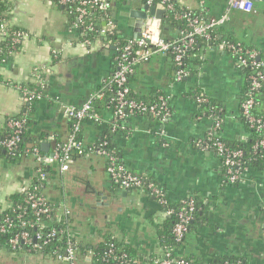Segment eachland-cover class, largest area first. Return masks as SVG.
<instances>
[{"label": "crops", "instance_id": "1", "mask_svg": "<svg viewBox=\"0 0 264 264\" xmlns=\"http://www.w3.org/2000/svg\"><path fill=\"white\" fill-rule=\"evenodd\" d=\"M180 6L197 8L196 0H176ZM252 10H231L222 34L252 45L264 59V0H249ZM6 20L28 35L0 65V134L11 116L26 115V136L49 145L63 140L69 131L65 107L80 106L104 84L114 71L115 45L102 37L85 44L74 19L56 0H5ZM228 0H205L207 17L218 16ZM144 0H113L111 15L118 32L131 34L129 9H139ZM164 37L178 34L167 29ZM114 47V48H113ZM193 59L194 74L173 80L172 63L165 53H155L146 62L134 64L130 88L136 98L153 102L165 96L171 106L166 121L153 117L126 118L115 130L109 126L112 113L101 107L99 124L85 122L81 139L89 148L110 132L120 161L133 173L154 179L167 198L177 202L195 197L198 217L193 220L183 245L177 249L200 264L233 258L244 264H264V171L248 169L240 183H230L219 157L205 147L213 121L198 116V89L222 106L223 136L246 138L239 122L247 78L230 52L218 45L198 44ZM39 73L44 96L33 104L25 101L14 84H34ZM109 130V131H108ZM31 156L7 159L0 156V208L6 197L30 185L35 173ZM58 216L67 215L68 228L78 249L76 264H96L95 249L110 235L135 251L134 264H151L162 256L158 232L168 214L152 195L137 188L113 183L106 172V159L94 152L73 157L68 171L58 170L44 189ZM68 213L65 214L64 211ZM0 264H61L47 254H26L0 247Z\"/></svg>", "mask_w": 264, "mask_h": 264}, {"label": "built area", "instance_id": "2", "mask_svg": "<svg viewBox=\"0 0 264 264\" xmlns=\"http://www.w3.org/2000/svg\"><path fill=\"white\" fill-rule=\"evenodd\" d=\"M173 1L174 0H144V4L148 6L155 5L157 8H162L165 11H174ZM197 1L199 7H205V0ZM58 3L63 6L68 5L74 11V26L78 29L82 42L85 44L90 43L91 40L88 36H92L94 33L98 34L97 36L103 37L105 35H112L118 31L115 19L111 15V0H58ZM235 9L250 12L252 10V4L249 0H228L227 7L223 13L206 19L194 15L192 10L188 8H185L180 13L175 12V18L182 19L186 23V29L179 31L173 41L166 40L162 35L161 20L154 16H148L142 23L139 37L126 38L122 43H115L114 71L111 77L105 82L106 86L110 87L114 85L116 88L115 96L111 99L113 102L112 118L110 122L111 127L117 129L123 119L128 115H134L136 113L146 114L160 121L169 119L171 112L164 97L159 96L154 103H145L129 98L131 90L128 86V76L133 72V65L137 62L148 61L155 53H166L171 50L173 63L176 67H181L186 52L193 48L197 38L208 41L211 38V31L222 26L227 21L229 12ZM94 12L99 13L98 20L101 22L100 25H96L92 20ZM26 37H28V35L22 29L11 27L7 21L0 22V39L1 41H7L9 44L7 55L18 48ZM218 47L230 52L236 60L238 67L243 68L249 66L254 69V73L249 77V93L241 103V109L251 127H254L256 130L264 129V124L261 119L255 118L250 113V109L253 105L252 92L264 86L263 63L258 60L257 51L245 49L241 43L230 40L220 41ZM134 48H137V50ZM5 59L6 57L0 60V65L4 63ZM186 75L187 72L185 70L177 69L175 80L180 81L182 78L186 77ZM34 84L38 85L40 89L29 88L18 84H14L12 87L19 92L20 96L25 101L31 103L42 99L44 96V82L39 73L35 74ZM102 97L103 92L97 90L87 97L80 106L64 108V114L68 120L72 121V129L62 141L53 144L51 152L42 155L38 146L31 144L23 150V154L35 158L37 162L44 165L54 164L57 166L58 171L63 173L69 170L73 155L82 156L88 152H94L106 159V172L113 183L125 189L137 188L147 191V193L155 197L161 205L165 206L167 204L166 199L163 197L159 186L147 179V177L131 172L119 161L115 152L108 149L107 141H102L99 144L87 148L83 144L82 139H77L76 133L81 129L79 124L80 120L92 119L95 122L101 121V116L94 110L93 99H102ZM206 101L207 97L203 94H199L197 103L200 105ZM24 124L25 119L7 120L6 128L10 130V133L0 137V150H5L11 155L15 153L20 142ZM219 127L220 121H213L211 129L207 133L206 141L207 143L208 141H212L216 153L222 156L221 161L224 166L226 179L230 183H234L240 179L239 167L241 165L240 159L242 152L239 150H230L225 147L217 137L213 136V131L219 129ZM205 147H208V144L205 143ZM254 149H264V132L262 137L256 141ZM35 171L37 172V179L39 181L46 179L45 172L41 165L37 167ZM27 187L20 191H26ZM24 201L32 211L34 220L26 221L24 219L25 209H19L18 211L13 209L12 212L15 213L14 216L5 214L0 217V234L7 233V231L15 225L14 222L16 221L20 230L10 237L8 240L9 245L15 248L19 244H24L32 246L35 249H41L42 245L37 242L43 239L41 230L44 224L41 217H49L53 209L43 194H36L33 191L27 192ZM182 202L185 204L186 209L176 213L177 221L172 229L173 236L177 241L181 240L187 232L195 210L192 198ZM9 207L8 205L7 208ZM64 213L67 214L68 211L65 210ZM165 213L170 215L174 213V211L167 208ZM30 227L37 228V231L34 234H30ZM55 235V230H51L46 234V238L50 239ZM32 239L35 241L34 244L31 242ZM46 241L47 240L43 241V243H46ZM74 247V242L68 238L66 240V248L62 253H57L55 259L61 262V264H76L77 256ZM107 255L112 257L114 264H130L124 254L114 256L112 246H110ZM154 264L190 263L185 259L172 258L169 252H165L162 257L154 260Z\"/></svg>", "mask_w": 264, "mask_h": 264}, {"label": "trees", "instance_id": "3", "mask_svg": "<svg viewBox=\"0 0 264 264\" xmlns=\"http://www.w3.org/2000/svg\"><path fill=\"white\" fill-rule=\"evenodd\" d=\"M56 1L58 2V0H56ZM111 1L113 3V0H111ZM117 1H119V0H116V2ZM0 3H1L0 22L7 21L6 16H5V12H6L5 0H0ZM196 3H197V8L192 9V12L194 13V15L201 17L203 19L208 18L206 6L204 8L199 7L197 0H196ZM173 5H174V11L166 10L163 14L161 21H160L161 32L164 35H166L167 29H170V28H175L178 30V32L186 29V23L184 22V20L177 19L174 16L175 12L180 13L185 8L180 6L176 0L173 1ZM65 7H66V10H68L70 12V14L72 15V18L74 19L75 18L74 11L68 5ZM98 18H99V13L94 12L92 20L96 25L101 24V22L98 20ZM222 29H223V25L212 30L211 31V38L208 41L204 40V39L197 38L196 43L193 46V48L189 49L186 52V55L183 59V65L181 67H176V65L173 63V55H172L171 50H169L168 52L165 53L168 60L172 63V68H173V72H174L173 80H175V73H176L177 69H183L187 72V75L184 78H188L191 74L195 73L194 66L197 62L194 61L193 54H194V51H195L198 44H200V45H202V44L218 45V43L222 40H230L233 42H239V41H236L235 39H233L231 36H224L222 34ZM97 35L98 34L94 33V35H92L93 37L91 35H89V36L87 35V36L91 40L90 42H92V41L96 40L97 38L101 37V36H97ZM176 36H174L172 38H167L165 36V38H166V40L173 41ZM131 37H132L131 34H125L124 32L122 33V32L117 31L112 35H105L102 38H103V40L110 41L113 44H115V43L119 44V43H122L126 38H131ZM239 43H241V42H239ZM8 45L9 44L7 43V41H1V39H0V60L4 59L6 57L7 52H8ZM241 45L245 49H253V50L257 51L256 48L252 45H248V44H244V43H241ZM134 49L137 50V48H134ZM257 53H258V51H257ZM258 57H259V61L263 63L262 71L264 72V59H262L259 54H258ZM242 69H243V71L246 75V78H247V88H246L244 97L242 99V102H243L245 100V98L248 96L249 83H250L249 77L254 73V69L249 67V66L243 67ZM133 71H134V67H133ZM132 74H133V72L128 76L129 88H130V77L132 76ZM184 78H182L180 81H182ZM27 87L40 89V87L38 85L33 84V83L28 84ZM130 90H131V88H130ZM98 91L103 92V97H102V99H97V98L93 99L94 110L100 116H101V114H100L101 107L106 108V110H109L112 113L113 102L111 101V99L115 96L116 88L114 87V85H111L110 87H108V86H106V83H104L98 88ZM43 92H44V89H43ZM199 94H201L200 91H198V89L195 90L194 97H193L195 103L197 101ZM252 94H253V105L250 109V113L255 118L261 119V121L264 124V86L256 89L255 91L252 92ZM129 98L133 99L135 101H142L145 103H154L158 99V97H157L153 102H147L145 100H142L141 98H136L133 95L132 91L129 94ZM164 98H165V96H164ZM37 101L38 100L31 102V104H33L34 102H37ZM168 105H169V103H168ZM169 109L171 112L172 109H171L170 105H169ZM197 113H198V116L210 117L212 119V121H220V127H219V129L213 131V136L217 137L223 143V145L225 147L229 148L230 150H239L242 152L241 159H240L241 165L239 167L240 168V170H239L240 179L238 181L234 182L233 184L240 183V181L245 176V173L248 169H256V170L264 171V149H256V150L254 149L255 143L258 139H260L262 137L264 129L256 130L254 127H251L247 118L243 115L242 109H241V113H240V117H239V122L242 125L243 130L245 131L246 138L239 139V140H231V139H227L223 136L222 125H223V122L225 119V113H224L222 106L217 104L214 100L207 98L206 102H204L200 105L198 104L197 105ZM132 116H147V117H149V115H146V114L136 113L134 115H128L126 118L132 117ZM126 118L123 119V121L126 120ZM153 118H155V117H153ZM9 119H25V124L23 126L20 142H19V145H18L15 153L13 155H11V154H8L6 151H5V154H2L0 152L1 157L7 158V159H16V160L17 159L19 160V159L24 158V157H28V155L23 154V150L31 144L38 146L39 151L42 155L48 154V153H45L41 150L39 140L38 141L32 140L26 136V127L28 124V119H27L26 115H22V116H18V117L17 116H11L8 118V120ZM101 120H102V117H101ZM123 121L120 122L119 127L121 126ZM85 122H93V123L99 124L101 121L95 122L92 119H83V120H80V122H79L80 126H82L83 123H85ZM71 125H72V121L69 120V131H71V129H72ZM109 126L111 127V124H109ZM117 129H115V130H117ZM69 131H68V133H69ZM8 133H10V130L6 128L4 133L0 134V137H2L3 135H7ZM80 134H81V129L76 133L77 139H79V140H81ZM59 141H62V140L56 139L54 141V144L59 142ZM102 141L108 142V149L113 150L115 152L117 158L120 161V157L118 155V152H117L115 145L113 144L110 132H106L105 134H103L97 140L96 144H99ZM206 144H208V149L212 150L219 157V159L221 161L222 156H219L216 153L214 146L212 145V141H208V143L206 141ZM75 156L76 155H73V157H75ZM33 160L35 161V164H36L35 170L40 165L43 167V170H44L45 175H46V179L43 181H39L37 179V172L35 171L32 182L27 187L26 191H24V190L23 191H17V192L12 193L6 197L7 207H8V205L10 207L5 208V209L0 208V217L5 215V214H9L10 216H14L15 213L12 212L13 209L15 211H18L19 209H25L24 219L26 221H33L34 216L32 214V211L29 209V207L26 205V203L24 201L26 194H27V192H30V191H33L36 194H43L45 196V198L47 199L49 205L52 207L53 211L51 212V215L49 217H47V218L41 217V220L44 224V226L41 230V233L43 234V239H42V241H37V242L42 245V248L41 249H35L32 246L24 245V244H19L17 247L12 248L9 245L8 240L10 239V237L12 235H14L17 231L20 230V227L18 226V223L16 221L14 222L15 225L13 227H11L7 231V233L0 234V247H2L3 249H9L10 251H14L17 253H26V254L41 253V254H47V255L55 258V255L57 253H62L64 251V249L66 248V240L68 238H70L74 242L75 252H77L78 246H77V243L75 242L74 235L71 233V231L68 228V222L69 221H68L67 215L58 216L55 212L54 205L48 200V198L44 194V189L46 187V184L48 183V180H50L52 178V176L55 174V172L58 170L57 166L54 164H51V165L41 164V163L37 162L35 158H33ZM221 163H222V161H221ZM222 171L224 173V166L223 165H222ZM147 179L156 183L159 186V188L161 189L163 197L166 199V203H167L164 206L165 210L168 208V209H172L174 211V213L168 215L166 220L159 227L158 239H159V244L162 248V255L165 252H169L170 256L172 258L185 259L190 264H200V262L197 260H193V259L189 258L188 256H181L177 253V249H179L183 245L190 229L192 228L193 220L195 221V219L198 217L199 203H198L197 199L195 197H186V198H183L177 202H172L167 198L165 190L154 179H152L150 177H147ZM144 192L147 193V191H144ZM189 198H192L194 201L195 210L193 212V219L190 222L188 230L185 233L184 237L181 240L177 241V240H175L173 233H172L173 226L177 221L176 213L178 211L186 209V206H185V204H183L182 201L189 200ZM51 230H55L56 235L53 238L48 239V238H46V234L49 233ZM29 231H30V234H34L37 231V228L30 227ZM45 240H47L46 243H43V241H45ZM31 242H32V244H34L35 241L32 239ZM110 246H112V248H113V255L114 256H120L121 254H124L125 257L129 260L130 264H134L133 262H134V259L136 258L135 251L133 249H131V247H129V246L121 245L115 238L111 237L110 235H107L106 237H104L103 244L99 245L97 247V249H95V251H94L95 256L93 259L95 260L96 264H114V260L112 259V257L107 255ZM154 260H156V259L155 258L151 259L150 263L154 264ZM210 264H244V262L241 260L238 261L237 259L226 257V258L216 259L214 262H211Z\"/></svg>", "mask_w": 264, "mask_h": 264}, {"label": "water", "instance_id": "4", "mask_svg": "<svg viewBox=\"0 0 264 264\" xmlns=\"http://www.w3.org/2000/svg\"><path fill=\"white\" fill-rule=\"evenodd\" d=\"M128 12L129 18L127 24L132 28L131 36L136 38L140 36L142 23L148 16H154L155 18L161 20L165 10L157 8L155 5L148 6L143 4L139 9L132 8L129 9ZM40 147L43 152H47L49 145L47 143H40ZM0 152L5 154V150H0Z\"/></svg>", "mask_w": 264, "mask_h": 264}]
</instances>
